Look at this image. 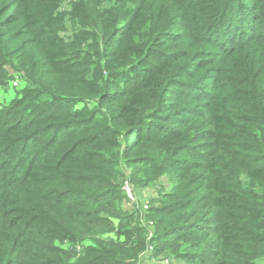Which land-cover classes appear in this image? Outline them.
<instances>
[{
  "label": "trees",
  "instance_id": "1",
  "mask_svg": "<svg viewBox=\"0 0 264 264\" xmlns=\"http://www.w3.org/2000/svg\"><path fill=\"white\" fill-rule=\"evenodd\" d=\"M8 68L0 264H264V0H0Z\"/></svg>",
  "mask_w": 264,
  "mask_h": 264
},
{
  "label": "rangeland",
  "instance_id": "2",
  "mask_svg": "<svg viewBox=\"0 0 264 264\" xmlns=\"http://www.w3.org/2000/svg\"><path fill=\"white\" fill-rule=\"evenodd\" d=\"M8 70L11 71V69L9 68ZM17 73L18 72L16 71H11V75H13V79L8 80L6 86L0 89V103L2 104L8 103V101L12 100L13 98L16 97V95H18L17 90H19L20 88L24 86V83L21 82L20 77ZM125 172L128 173L127 170H125ZM165 178L167 177L165 176L163 178H159L151 186L145 187V188L142 186L141 187L133 186V184L129 181L134 191V200H132V202L129 203L128 200L124 198L123 203H122L123 207L129 210L133 207L140 208L142 211L143 205L145 203L153 202L152 200L156 199V197L158 196V190L161 189L162 192H165L170 188V181H168V179H165ZM125 179H128V177L120 178L119 182L122 183V181ZM160 258H165V255L150 259L148 252H144L141 258L139 259L138 264H154V262H158V259Z\"/></svg>",
  "mask_w": 264,
  "mask_h": 264
},
{
  "label": "built area",
  "instance_id": "3",
  "mask_svg": "<svg viewBox=\"0 0 264 264\" xmlns=\"http://www.w3.org/2000/svg\"><path fill=\"white\" fill-rule=\"evenodd\" d=\"M14 84H15V82H14ZM121 188H122L123 194L125 195V198H127L128 201L134 200V191H133L132 185L130 184V182L127 179H125L123 181ZM148 206H149V204L147 202L143 205V209H147Z\"/></svg>",
  "mask_w": 264,
  "mask_h": 264
}]
</instances>
